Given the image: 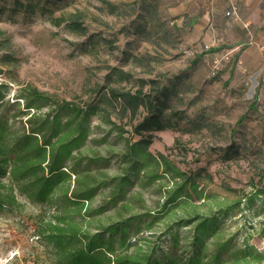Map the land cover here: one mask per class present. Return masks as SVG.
Returning <instances> with one entry per match:
<instances>
[{
  "label": "rangeland",
  "instance_id": "rangeland-1",
  "mask_svg": "<svg viewBox=\"0 0 264 264\" xmlns=\"http://www.w3.org/2000/svg\"><path fill=\"white\" fill-rule=\"evenodd\" d=\"M55 1L60 8L56 15L82 12L87 29L85 34L72 32L64 24L55 26L47 15L13 13L7 9L9 3L0 0V7L6 8L0 13V83L8 87L6 101L11 104L17 101L18 94L35 88L54 100L82 103L89 99L94 89L106 84L110 67L131 71L136 78L158 79L165 85H170L171 80L189 69L187 77L180 83L186 87L180 85L179 95L169 101L175 110L184 113L185 119L179 122L176 130L154 132L151 151L154 154L163 152L183 170L199 173V182L210 195L206 201H196L184 210L162 213V218L153 223L151 231L144 229L153 220L148 213L157 214L166 189L174 184L173 180L165 176L142 187L141 177L133 179V184L127 187L126 197L113 203L116 183L112 181L125 168L121 158L130 132L123 133L121 137L111 124L95 117L92 119V139L83 153L100 157L101 162L108 161L107 165L95 166L94 174L99 181L109 184L90 203L89 207L95 214L83 220L87 223L85 229L95 232L105 224L125 220L132 215L142 216L141 232L131 237L133 245L123 253L132 254L138 247L146 250L149 246L157 248L158 253L173 252L168 234L172 228L181 242L176 252L187 257L193 247L192 228L175 227L176 222L195 212L202 216L219 214L218 237L207 241L209 255L214 251L215 239L230 241V252L247 246L264 253V237L260 233L264 212L253 214L259 211L261 203L256 202L251 207L242 201L228 214L222 216L219 213L220 207L243 200L242 197L251 190V183L256 182L260 186L264 179V156L252 154L244 147L247 141L243 136L240 139L234 136L233 140L230 133L235 122L248 112L247 94L238 96L231 88L217 82V75L211 74L215 65L208 59L190 64L193 59L189 54L191 47L183 44L173 25L174 19H178L172 16L173 5L178 0ZM147 4L155 7L154 16L165 21L166 27L174 33L169 41L158 45L133 33L135 24L147 16ZM113 6L118 7L115 12L112 11ZM129 54L143 58L144 63L135 65ZM123 86L130 88L132 84ZM186 88L188 91L184 92ZM20 106L22 108V102ZM9 109L10 115L17 112L16 107ZM251 118L255 119L252 115ZM126 128L129 130L130 127ZM237 145L239 153L235 149ZM227 152L236 153L233 157H226ZM143 180L147 182L145 177ZM102 206L105 210L96 213ZM23 208L21 215L0 216V264H46L44 251L34 234L32 219L42 211L51 214L53 210L49 206L29 203ZM230 256L226 252L222 264H230Z\"/></svg>",
  "mask_w": 264,
  "mask_h": 264
},
{
  "label": "trees",
  "instance_id": "trees-1",
  "mask_svg": "<svg viewBox=\"0 0 264 264\" xmlns=\"http://www.w3.org/2000/svg\"><path fill=\"white\" fill-rule=\"evenodd\" d=\"M1 1L9 3L7 9L13 13L47 15L55 26L64 24L72 32L86 33L82 12L56 15L60 8L55 0ZM5 9L0 7V13ZM117 9V6L112 7L114 12ZM145 9L147 16L135 24L133 33L158 45L169 41L174 33L166 27L165 21L154 16L155 7L147 4ZM129 58L135 65L144 63L143 58L133 54H129ZM198 58L191 64L203 61V55ZM188 71L185 69L183 75H177L170 85H165L158 79L136 78L131 71L110 67L106 84L94 89L89 99L82 103L54 100L38 89L28 88L17 95V101L9 104L6 101L8 87L0 83V216L21 215L26 203L49 206L53 210L51 214L42 211L32 219L34 234L44 251L46 264H222L226 252L231 255L228 258L230 264L264 262V253L247 246L230 252L228 240H213L214 251L208 254L207 241L218 237L219 214L202 216L195 212L176 222L175 227L192 228L193 247L187 257L176 252L181 242L172 228L168 234L173 252L158 253L157 248L149 246L146 250L138 247L132 254L123 253L133 245L131 237L141 232L142 216L132 215L125 220L105 224L95 232L85 229L87 223L83 220L95 214L89 207L90 203L109 184L99 181L94 174L95 166L107 165L108 161L101 162L102 158L83 153L92 139V119L95 117L111 124L121 137L123 133L130 132L121 158L125 168L112 181L116 183L113 203L126 197L127 187L133 184V179L141 177L142 187L165 176L173 180L174 184L166 189L157 214L148 213L153 220L144 229L151 231L153 223L162 218V213L184 210L196 201L210 198L199 182V173L183 170L163 152L154 154L151 151L154 132L176 130L179 122L185 119L184 113L175 110L169 101L179 95L181 80L187 77ZM211 74L217 75L215 80L221 82L219 69L214 67ZM130 83V88L123 86ZM181 86L186 87L184 84ZM10 107H16L17 112L10 115ZM247 109L248 112L243 113L232 126V139L243 136L247 141V146H243L248 151L264 156V140H258L255 128L249 125L255 107ZM126 127H130L129 130ZM235 149L239 153L238 145ZM236 152H227L225 156L233 157ZM143 173L146 176H141ZM263 180L260 186L256 182L251 183V190L242 197L243 200L220 207V215L228 214L242 201L251 207L256 202L261 203L254 215L264 212ZM251 207L248 206V210ZM104 210L102 206L96 213ZM260 233L264 237V221Z\"/></svg>",
  "mask_w": 264,
  "mask_h": 264
},
{
  "label": "crops",
  "instance_id": "crops-1",
  "mask_svg": "<svg viewBox=\"0 0 264 264\" xmlns=\"http://www.w3.org/2000/svg\"><path fill=\"white\" fill-rule=\"evenodd\" d=\"M232 6L237 18L227 16ZM173 11L175 31L191 47L192 62L203 55V61L216 63L221 85L247 94V108L255 107L249 125L264 140V0H178Z\"/></svg>",
  "mask_w": 264,
  "mask_h": 264
},
{
  "label": "built area",
  "instance_id": "built-area-1",
  "mask_svg": "<svg viewBox=\"0 0 264 264\" xmlns=\"http://www.w3.org/2000/svg\"><path fill=\"white\" fill-rule=\"evenodd\" d=\"M227 16L238 17V8L236 6H232L231 9L227 12ZM209 46H206V49H209ZM216 65V63H215ZM216 68V67H215Z\"/></svg>",
  "mask_w": 264,
  "mask_h": 264
}]
</instances>
